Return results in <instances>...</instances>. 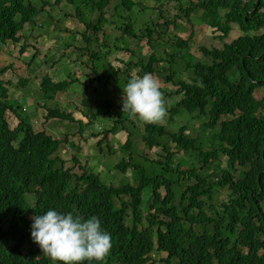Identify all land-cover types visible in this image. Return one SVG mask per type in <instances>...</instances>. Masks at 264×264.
Masks as SVG:
<instances>
[{
    "label": "trees",
    "instance_id": "obj_1",
    "mask_svg": "<svg viewBox=\"0 0 264 264\" xmlns=\"http://www.w3.org/2000/svg\"><path fill=\"white\" fill-rule=\"evenodd\" d=\"M37 1L0 0V44L21 42L26 27L51 5L46 0L41 11ZM61 1L77 8L75 19L78 16L85 31L74 28L72 32L81 36L92 51V68L103 59L100 54L107 57L111 51L106 43L100 44L106 49L104 53L92 49L99 46L101 37L108 39L111 4L118 2L126 10L135 6L140 12L147 10L143 3L133 0H57L56 5ZM155 7L160 17L164 16L163 5ZM165 7L177 10V15L163 25L148 26L142 37L147 36L149 43L155 30L163 39L169 26L175 28L181 19L191 24L195 15L215 29L219 39L228 38L233 25L243 34L222 49L204 48L203 59L192 53L194 35L185 40L176 37L172 47L177 53L165 50V59L159 61L153 52L148 63L137 62L143 70L137 76H143L154 74V64L163 61L165 65L156 72L166 76L165 83L176 81L172 69L176 60L193 72L191 83L179 81L176 85V97L180 98L168 117L172 121L183 113L204 122L201 127L210 130L202 139L205 142L186 136L185 125L171 132L164 125L145 124L141 136L148 149L162 147L168 154L167 163H153L155 170L163 167V175L148 176L144 168L131 165V133L122 149L130 156L117 170L134 169L139 183L119 188L105 186L92 173L83 171L77 176L70 169H57L64 160L54 156L64 141L46 130L36 132L22 118L19 101L11 100L6 83L0 80V264H53L31 239V218L48 210L72 213L85 220L98 217L101 229L112 237V248L103 264H155V254L164 255L161 264H264V99L258 101L254 96L264 88V0H166ZM66 18L73 20L72 16ZM135 22L129 17L125 26L119 27L118 37L141 39L134 32ZM26 45L23 50L28 48ZM109 67L107 82L123 74L120 68ZM99 79L95 72V80ZM71 85H54L46 78L41 88L46 99L54 100L57 93L66 92ZM106 106L111 109L108 115L116 114L119 125L133 122L127 113H115L111 102ZM9 114L19 120L15 127ZM54 117L75 121L58 109L50 110L48 118ZM167 140L175 144L174 149L167 148ZM179 150L196 153L202 168L179 172L173 163ZM221 156L227 159L228 169L222 170L215 160ZM212 163L216 165L210 172ZM75 178L77 185L73 187ZM148 187L151 201L144 210L143 195ZM224 190L225 195L217 196Z\"/></svg>",
    "mask_w": 264,
    "mask_h": 264
},
{
    "label": "rangeland",
    "instance_id": "obj_2",
    "mask_svg": "<svg viewBox=\"0 0 264 264\" xmlns=\"http://www.w3.org/2000/svg\"><path fill=\"white\" fill-rule=\"evenodd\" d=\"M45 1L38 0L36 2L41 11H43ZM56 1L50 0L51 5L45 6V12H41L35 21L26 27V30L22 32L24 37L19 44L11 41H7L4 45L0 44V80L6 83L11 100L19 101L22 109H18H21L22 118L29 121L36 132L46 130L53 138L64 141L62 148L54 156V158L61 157L64 160V163H58L57 169L61 167L70 169L77 176H81L83 171L92 173L100 178L103 185L109 187L137 186L139 180L134 169L117 170V167L130 156L122 149L127 144L129 134L132 133L130 141L133 145L131 148L133 155L131 163L133 164L131 165L144 168L148 176L161 177L163 167L155 170L153 163H167L165 157L168 154L162 150V147L148 149L141 136L145 132V123L139 119H133V122L126 123L124 126L119 125L116 114H107L108 111L111 112V109L106 106V103L113 104L115 113L122 112L123 88L131 78L143 72L137 62L148 63L153 52L159 61L165 59V50L169 53H177V50L172 47L176 37L185 40L194 35L191 43L192 53L203 59L205 58L204 48L222 49L225 44L231 43L243 35L240 28L233 25L230 36L219 39V33L207 26L201 17L195 15L192 17L191 24L181 19L175 28L169 26L163 39L158 36V30H155L153 40L149 43L147 36L142 37L146 28L163 25L166 20H172L177 15V10H169L165 7L166 0H133L135 3H143L147 7V10L143 12H140L139 6H135L132 10H126L121 7L120 3L118 5V2H113L108 9V23H111L106 26L108 39L106 41V36H100L103 40L99 41V46L92 47L93 50L98 49L104 53L103 49L105 48L100 47V44L106 43L111 51L107 57L100 54L103 59L95 63L96 68H92V51L87 49V44L81 36L72 32L74 28L85 31V26L78 20V16L75 19L77 8L74 9L66 1H61L59 5H56ZM182 1L186 2V0ZM156 5H163L161 13L164 16L160 17L158 10L155 9ZM68 16H72L73 20L66 18ZM95 17L96 14L93 15V21H96ZM129 17H133V20L136 21L134 32L142 37L139 40L129 36L118 37L119 27L125 26ZM68 28H71L70 32L65 33ZM89 32L92 34L91 31ZM25 44L28 48L23 50ZM162 65H165L163 61L154 64L153 75L161 82V91L169 111L175 107L177 98H180L176 97L178 82L191 83L194 74L186 69V65L176 60L172 65L173 71L177 74L174 77L176 81L174 84L165 83L166 76L158 75L156 72L162 68ZM109 66L115 69L120 68L123 71L120 78L118 77L119 79L107 82L105 75L111 74ZM95 72L100 75L99 80H95ZM46 78L51 80V84L54 85L59 82H71L72 85L66 92L57 93L54 100H48L41 88V84ZM120 80L124 81L120 84ZM86 87L88 88L86 89ZM254 96L258 101H262L264 88L257 90ZM54 109L70 114L75 121L59 117L48 118L50 110ZM8 117L13 127L19 124L16 115L9 114ZM203 123L182 113L172 121L167 115L165 121L160 125L166 126L171 132H178L179 128L185 125L187 126L186 136L205 142L202 139L206 132L209 135L210 130L205 131L201 127ZM113 127L118 128L114 129ZM166 144L169 150L175 147L172 141H168ZM143 152L144 155H142ZM176 152L173 163L179 167V172H191L202 168L200 158L196 153H193L192 156L191 153L181 150ZM215 160L219 162L222 170L228 169L225 157H217ZM215 165L214 163L210 164L212 167L210 172H213ZM167 177L171 179L174 176L168 175ZM76 185L77 179L75 178L72 181V186L76 187ZM160 191L163 195L165 194L164 189ZM225 194L224 190L222 194L217 193V196ZM126 200L129 201L128 198ZM150 201L151 192L148 187L145 188L143 195L144 210ZM162 258L164 255L155 254V264H161Z\"/></svg>",
    "mask_w": 264,
    "mask_h": 264
},
{
    "label": "clouds",
    "instance_id": "obj_3",
    "mask_svg": "<svg viewBox=\"0 0 264 264\" xmlns=\"http://www.w3.org/2000/svg\"><path fill=\"white\" fill-rule=\"evenodd\" d=\"M122 112L145 124H161L168 115L160 80L151 73L131 78L123 89ZM31 239L53 264H103L112 248L111 234L98 217L83 219L48 210L32 218Z\"/></svg>",
    "mask_w": 264,
    "mask_h": 264
}]
</instances>
